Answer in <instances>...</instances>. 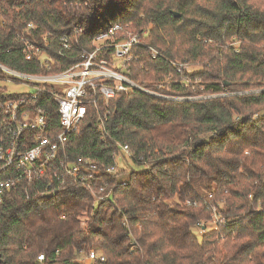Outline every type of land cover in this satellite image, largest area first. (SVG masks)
Masks as SVG:
<instances>
[{
	"label": "trees",
	"instance_id": "trees-1",
	"mask_svg": "<svg viewBox=\"0 0 264 264\" xmlns=\"http://www.w3.org/2000/svg\"><path fill=\"white\" fill-rule=\"evenodd\" d=\"M116 24L160 54L134 46L129 77L175 98L134 91L88 104L65 154L95 165L91 188L7 193L0 264H264V0H0V64L61 71ZM27 40L45 41L49 59L26 60ZM17 96L0 87V100ZM37 104L58 132L51 95ZM119 145L132 166L107 172ZM101 186L109 196L95 201ZM90 251L103 260L86 262Z\"/></svg>",
	"mask_w": 264,
	"mask_h": 264
},
{
	"label": "built area",
	"instance_id": "built-area-1",
	"mask_svg": "<svg viewBox=\"0 0 264 264\" xmlns=\"http://www.w3.org/2000/svg\"><path fill=\"white\" fill-rule=\"evenodd\" d=\"M32 27L31 24L28 25ZM142 43L149 49L152 58L159 54L153 47L141 42L138 35L120 24L100 32L91 41L90 49H83L78 61L55 73L28 74L9 69L0 64L2 77L10 75L15 82L28 81L32 91L18 93L17 97L0 100V202L12 189L26 185L34 196L53 195L61 191L68 180L82 183L91 188L85 172H92L95 165L81 158L72 161L65 154V144L70 133L77 132L86 116L88 104H93L97 97L105 100L117 94H129L140 91L155 97L174 99L162 94L160 84L154 89L146 87L128 75L127 64L131 50ZM35 40L25 41L22 53L26 60L37 59L45 62L49 58L42 52ZM64 48L68 46L63 44ZM177 72L190 65L169 61ZM187 85L188 80L182 81ZM48 92L58 112V132H52L47 122V112L37 104L38 95ZM104 132L102 124L98 127ZM121 154L131 162L127 145H119ZM115 165L107 172L116 173ZM105 186L94 192L95 201L108 198ZM29 195H27V198ZM190 204L189 202H187ZM214 216V222L217 221ZM199 228V233L202 231ZM43 255L37 260L43 261ZM103 260L90 251L85 261Z\"/></svg>",
	"mask_w": 264,
	"mask_h": 264
},
{
	"label": "rangeland",
	"instance_id": "rangeland-1",
	"mask_svg": "<svg viewBox=\"0 0 264 264\" xmlns=\"http://www.w3.org/2000/svg\"><path fill=\"white\" fill-rule=\"evenodd\" d=\"M199 69L197 66L193 67H187V71H196ZM29 82L25 79H22L18 82H15L13 80V77L8 75H5L4 78H0V87L1 92L8 93V94H18V93H24L32 91L31 86H29ZM132 164L131 162L126 158V156L120 154L119 157L116 158V171H127L131 168ZM210 225H208L209 227ZM194 234H196V230H192ZM198 233V231H197Z\"/></svg>",
	"mask_w": 264,
	"mask_h": 264
},
{
	"label": "water",
	"instance_id": "water-1",
	"mask_svg": "<svg viewBox=\"0 0 264 264\" xmlns=\"http://www.w3.org/2000/svg\"><path fill=\"white\" fill-rule=\"evenodd\" d=\"M174 15H175V16H178V13L174 12Z\"/></svg>",
	"mask_w": 264,
	"mask_h": 264
}]
</instances>
